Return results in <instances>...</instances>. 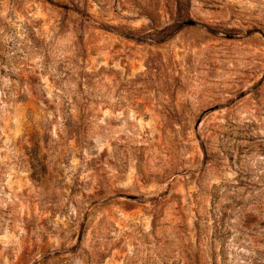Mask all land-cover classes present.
Wrapping results in <instances>:
<instances>
[{"label": "rangeland", "instance_id": "374dc122", "mask_svg": "<svg viewBox=\"0 0 264 264\" xmlns=\"http://www.w3.org/2000/svg\"><path fill=\"white\" fill-rule=\"evenodd\" d=\"M0 264H264V0H0Z\"/></svg>", "mask_w": 264, "mask_h": 264}]
</instances>
